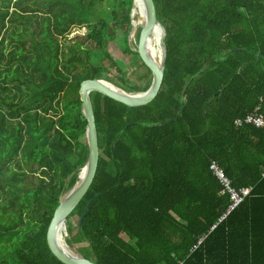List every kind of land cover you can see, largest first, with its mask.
I'll list each match as a JSON object with an SVG mask.
<instances>
[{
	"label": "trees",
	"instance_id": "trees-1",
	"mask_svg": "<svg viewBox=\"0 0 264 264\" xmlns=\"http://www.w3.org/2000/svg\"><path fill=\"white\" fill-rule=\"evenodd\" d=\"M105 1L0 0V264H63L47 232L87 159L81 83L150 87L133 0L96 19ZM153 1L163 84L141 107L89 95L99 155L71 239L96 264H264V129L235 125L264 117V0ZM213 163L250 191L232 211Z\"/></svg>",
	"mask_w": 264,
	"mask_h": 264
},
{
	"label": "water",
	"instance_id": "water-1",
	"mask_svg": "<svg viewBox=\"0 0 264 264\" xmlns=\"http://www.w3.org/2000/svg\"><path fill=\"white\" fill-rule=\"evenodd\" d=\"M135 1L136 0H133V8L130 15V34L133 32L134 27L133 15ZM140 1L144 8L145 18L143 24L141 25L138 47L137 49H130L139 55L140 59L150 70L151 84L149 89L145 93L131 94L115 87L109 82L104 81V79H89V81L82 82L79 87L81 116L86 123L85 140L87 145V159L84 165L81 167L77 183L70 191L61 196L59 206L54 213L47 232L48 246L55 257L63 264H96V262L84 257L79 251L75 252L70 247L68 249L64 248L60 244L58 236L60 230L65 227V225L67 226V221L70 215L85 197L86 192L93 181L97 167L99 150L94 115L89 95L91 93H98L120 104H123L128 108L141 107L149 104L157 96L164 81V72L167 58V46L165 43L167 31L157 19L154 1ZM156 28H159L163 32L159 41V45L162 50V58L160 62L156 61V59H154L152 55L148 53L147 48L148 41L150 40L151 35ZM109 31H111V29ZM173 120L174 119L168 120L164 123H170ZM89 203L80 217V225L82 223L84 214L89 207Z\"/></svg>",
	"mask_w": 264,
	"mask_h": 264
},
{
	"label": "rangeland",
	"instance_id": "rangeland-1",
	"mask_svg": "<svg viewBox=\"0 0 264 264\" xmlns=\"http://www.w3.org/2000/svg\"><path fill=\"white\" fill-rule=\"evenodd\" d=\"M113 7V0H106L105 2L102 3L101 7H98V11L95 14L96 19H101V18H107V16H109V14L111 13ZM140 31H141V27H139V29L136 32V36L133 39V32H131V34H129L128 40L130 41L129 46L131 49H137L138 47V42H139V37H140ZM121 34H118V41L117 43L121 42ZM135 59L132 60V67L127 69L126 73H127V77H128V81L130 83H137L139 81V77L143 76V68L139 67V66H134L135 65ZM146 81H144L143 78L140 79V83L139 85H145ZM78 216H74L72 218H70L67 221V233H66V241L68 246L74 250L75 252H78V248L77 246L74 244L73 240L71 239V235H73V232L71 233V230H74L77 226L78 223ZM69 229H70V233H69Z\"/></svg>",
	"mask_w": 264,
	"mask_h": 264
},
{
	"label": "bare ground",
	"instance_id": "bare-ground-1",
	"mask_svg": "<svg viewBox=\"0 0 264 264\" xmlns=\"http://www.w3.org/2000/svg\"><path fill=\"white\" fill-rule=\"evenodd\" d=\"M144 18H145V13H144V8L143 5L141 3L140 0H136L135 1V8H134V15H133V20H134V27H133V39L136 36V32L139 29V27H141V25L144 22ZM162 31L159 28H156L152 35L150 40L148 41V53L150 55H152V57L154 59H156V61L160 62L161 58H162V50L161 47L159 45V41L160 38L162 36ZM66 233H67V226L65 225V227H63L60 232L58 233L59 236V242L60 244L68 249L69 246L67 244L66 241Z\"/></svg>",
	"mask_w": 264,
	"mask_h": 264
},
{
	"label": "built area",
	"instance_id": "built-area-1",
	"mask_svg": "<svg viewBox=\"0 0 264 264\" xmlns=\"http://www.w3.org/2000/svg\"><path fill=\"white\" fill-rule=\"evenodd\" d=\"M259 109H256L253 113L249 114L245 119H238L235 121L236 126H242L243 124H249L253 125L256 128L259 129H264V117L260 115ZM211 170L215 174L216 178L219 180V182L222 184V186L227 190V192L231 196V201L233 202L232 208L230 211L235 209L239 204H241L242 199L246 197L250 191L248 190H243L240 195L234 193L230 189V183L229 181L225 178V173L222 169L218 167L215 163L211 165Z\"/></svg>",
	"mask_w": 264,
	"mask_h": 264
}]
</instances>
